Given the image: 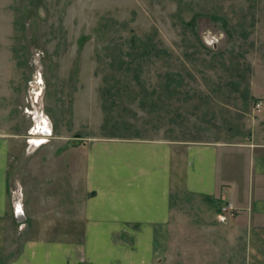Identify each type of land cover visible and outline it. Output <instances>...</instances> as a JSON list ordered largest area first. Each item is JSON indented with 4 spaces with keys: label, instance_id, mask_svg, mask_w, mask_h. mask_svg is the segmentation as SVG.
Returning <instances> with one entry per match:
<instances>
[{
    "label": "rangeland",
    "instance_id": "374dc122",
    "mask_svg": "<svg viewBox=\"0 0 264 264\" xmlns=\"http://www.w3.org/2000/svg\"><path fill=\"white\" fill-rule=\"evenodd\" d=\"M262 111L264 0H0L11 156L77 155L96 138L233 142Z\"/></svg>",
    "mask_w": 264,
    "mask_h": 264
},
{
    "label": "crops",
    "instance_id": "0c3cea01",
    "mask_svg": "<svg viewBox=\"0 0 264 264\" xmlns=\"http://www.w3.org/2000/svg\"><path fill=\"white\" fill-rule=\"evenodd\" d=\"M257 122L233 142L96 138L61 156H11L0 134V264H264Z\"/></svg>",
    "mask_w": 264,
    "mask_h": 264
},
{
    "label": "built area",
    "instance_id": "2783aa9c",
    "mask_svg": "<svg viewBox=\"0 0 264 264\" xmlns=\"http://www.w3.org/2000/svg\"><path fill=\"white\" fill-rule=\"evenodd\" d=\"M261 105L260 104H257V107L259 108ZM17 208V207H16ZM233 210L232 206L231 205H226L225 207H222V212H231ZM19 211V210H17ZM16 211V212H17Z\"/></svg>",
    "mask_w": 264,
    "mask_h": 264
},
{
    "label": "bare ground",
    "instance_id": "6f19581e",
    "mask_svg": "<svg viewBox=\"0 0 264 264\" xmlns=\"http://www.w3.org/2000/svg\"><path fill=\"white\" fill-rule=\"evenodd\" d=\"M44 132H45V129H44Z\"/></svg>",
    "mask_w": 264,
    "mask_h": 264
}]
</instances>
